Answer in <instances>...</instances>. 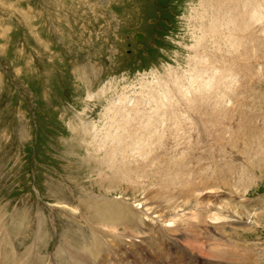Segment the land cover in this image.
Returning a JSON list of instances; mask_svg holds the SVG:
<instances>
[{
    "label": "rangeland",
    "instance_id": "rangeland-1",
    "mask_svg": "<svg viewBox=\"0 0 264 264\" xmlns=\"http://www.w3.org/2000/svg\"><path fill=\"white\" fill-rule=\"evenodd\" d=\"M253 2L257 3L255 29L260 50L250 51L248 58L236 52V42L235 49L228 47L222 52L209 42L205 60L211 59L210 66L195 71L193 62L199 58H195L191 47L197 41L192 38L189 25L199 0H0V225H3L0 226V257L1 252H5L10 253L9 258L15 256L25 262L31 251L33 264H41V260L45 261L43 264H78L73 258H80L78 262L82 264H264V149L258 150V154L247 144L251 137L244 136L245 121L240 117H224L221 128L213 121L208 123L206 137L213 159L208 160L204 169H199L204 171L210 164L207 169L216 168L218 172L221 164L234 163L239 170L253 159L261 163L259 168L249 171L254 178L246 198L236 201V205L247 202V216L235 213L241 211V207L235 210L223 205L233 218L226 221H211L204 214L197 218V211H203L205 205L213 202L221 209L222 201L234 202V198L222 196L214 200V196L206 193L201 205L195 199L186 201V197L176 198L171 203L167 201L168 194H160L157 187L111 181L104 175V178L99 176V172H114V179L119 175L120 159L99 153L96 161L86 164L82 157H86L87 150L80 152L75 139L78 117L97 123L99 130H103L106 121H101V114L109 106L108 99L111 103L117 102L118 97L124 95L132 103L139 99L155 101V105L164 96L165 89L169 91V87L177 85L172 78L175 73L186 85L181 96L185 104L190 98L186 97V89L198 93L201 84L212 93L204 92L197 98H211L218 90L217 98L222 102L219 108L225 103L227 108L243 106V110L251 112L255 127L264 128V100H261L263 103L258 100L264 97V0H242V5L247 13L252 10ZM231 10H222V13L227 14L226 18L232 16L237 23L241 11L234 17ZM234 23L232 25L237 27ZM137 36L139 40L135 39ZM225 65L226 73L221 74L224 80L218 88L215 85L216 80L219 82L218 70L222 71ZM252 69L256 75H249ZM201 75L206 76L201 79ZM188 80L198 84L192 86ZM104 89L108 99L98 100L95 96ZM85 112L87 116H82ZM201 116L199 111L198 119H202ZM188 121V125L193 124L192 119ZM222 127L228 129L220 138ZM199 130L203 132L201 123ZM199 136L205 142V135L199 133ZM134 154L141 159L139 154ZM157 154L166 160L160 150ZM107 160L108 168L104 164ZM90 199L109 200L106 202L117 203L118 208L126 204L133 212L140 213L141 234L134 226L124 231L91 224L89 210L83 209V204ZM145 214L159 226L152 224ZM253 214L262 219L255 221ZM171 221L174 222L170 225ZM229 222L234 223V232ZM144 228L147 230L143 231ZM172 229L177 231L171 235ZM149 231H156L155 236ZM92 232L99 237L98 249L91 246ZM187 233L208 238L212 247L220 236L227 239L229 246L214 249L204 243L201 254L194 253L177 240L179 235ZM156 236L160 243L154 241ZM144 239L152 240L150 244L147 242L151 247ZM13 261L9 259L8 264Z\"/></svg>",
    "mask_w": 264,
    "mask_h": 264
},
{
    "label": "bare ground",
    "instance_id": "bare-ground-1",
    "mask_svg": "<svg viewBox=\"0 0 264 264\" xmlns=\"http://www.w3.org/2000/svg\"><path fill=\"white\" fill-rule=\"evenodd\" d=\"M256 6H257V3L253 2L251 5L252 10L247 9L248 12L246 13V10L243 9L242 0H199L197 8L193 9L194 11H193L192 17H191L192 24L189 25L193 31L192 32V38L194 37V40L197 41V42H195V45L193 47H191V49H192V51H194L193 53L195 55V58H197V57L199 58L197 61L193 62V63H196L194 65L196 68H193V70L195 69V71L196 70L199 71V69H205V67H207L208 65L210 66L211 59H210V61L205 60V56H206L207 51H208L209 42H212L215 45H217V48L219 49V51L217 48H215L216 46L214 48L217 49L218 52L225 51L228 47H231V49H235L236 47L233 48V46L237 45L236 43H238V49H237L238 51H236V52L243 53L248 58H249L248 55H249L250 51L255 52V51L260 50L259 49L260 44H259V41L257 40L256 29H255V25H256L255 22L257 21L256 20L257 14L255 15V12L257 10L255 8ZM230 8L232 9L231 15H233L234 17L236 14H238V12L241 11L240 16L238 17L237 23L232 19V16L231 17L228 16L226 18L227 14L222 13L223 12L222 10L228 11V10H230ZM239 20H241V23L239 22ZM234 22L237 24V27L232 25V23H234ZM200 36H201V38H199ZM138 40H139V38H138ZM229 53H230V51H229ZM193 63L191 61V66L193 65ZM220 66H219V68H220ZM212 67H214V66H212ZM225 67H226V65L222 67V71L217 69L218 71H220L219 72L220 74L218 73V75L216 77V79L219 78V82L216 80V84H215L216 86H218V88L221 87L219 84H221V82L224 80V79H222L223 76L221 74L224 72L226 73V70H223ZM216 68H218V67H216ZM255 71H256V69H255ZM208 74L209 73H207L206 75H208ZM250 74L252 76H253V74L256 75V73L253 72V69H252V72L249 73V75ZM175 75H176V73H175ZM175 75L172 78L175 79L174 83H177V85L175 87H172V88L169 87V91H167L165 89V91H163L164 96H161L160 100L155 105L153 104L155 101L154 102L153 101L152 102L151 101L143 102V101H139V99H138L137 103H135V102L132 103L131 100L124 95L119 96L117 102L113 101L111 103L108 99V94H107L106 89L102 90L99 94H97L95 97L98 100L101 98H107L108 99V100L107 99L106 100L108 101L109 106H107V108L105 107L106 109L104 110L103 114H101L102 117L100 116L101 121L104 122V120H105L106 124L103 125L104 126L103 130H102V128L99 130L100 126H97L96 125L97 123L95 124L93 122L91 123V122L85 121L83 119V117H81V116L78 117L79 129L76 132V135H75L76 138L75 139L77 142H79V144H77V147L79 148L80 152L83 151L82 149H84V148L87 150L86 157H84L85 155L82 157L83 162L86 163L88 161H90V162H94V160L96 161V156L99 155V153L100 154L105 153L106 155H110L113 158H114V156L118 157L120 159V163L117 166L118 171H119V175H117L113 179L114 172H110L108 170V172H106V173H100L99 172V176L103 177V175H104V177H106L109 180L112 179L113 181H116V180L123 181L125 183L131 184V186L144 183V184H147V186H149L150 188L152 186L157 187L158 190L160 191V194H162V193L168 194L169 199H167V198L166 199H167V201H170L171 203L173 200H176V198L180 199V197H183V198L186 197L187 198L186 201H191V200L195 199L197 201L196 203L198 205L199 204L201 205L205 202V200L202 197H204V195L206 193L214 196V200L219 199L222 196H227L226 198H229V199H230V197L235 199L234 202H233V200L232 201L230 200L227 203L222 201L219 204V206H221L222 208L219 209L217 207L218 205L214 204V202L210 203L211 204V206H210L208 200L211 198H209L207 200V203L209 205H205V208L203 209V211H201V212L197 211V218L200 217V215L204 214L208 220L215 221V222L233 219L231 217L232 216L231 213L226 212L224 210L223 205H227L228 207L235 209V210L237 208L241 207V211H239L241 213H239L237 211H235V213H238L239 215L244 214L245 216H247V214H246V208L248 206V205H246L247 202L243 201V202H241V204L236 205V201H238L239 198H246L245 196L247 195L249 188H250V185L252 184L253 178H254V175L252 173H249V171L254 170L256 168H259L258 165L260 166L261 163L255 162V160L253 159L252 163L248 162L249 164H247L246 166H244L243 168H241L239 170H237L236 167L233 165L234 163L227 164L229 166H225L224 164L223 165L221 164L220 166L222 169L218 168V172H216V168H215V170H213L212 168L207 169L210 165V164H208V167L204 171H201L207 165L208 160L212 161V159H213V156L212 155L210 156V149H209V144L207 141L206 133H207V128H209L208 123L210 121H213L215 123L214 124L215 126L221 128V121L223 120L224 117H226V119L227 118L232 119L235 115L238 118L240 117L241 121H245V124L242 127V131H244V134H245L244 136L249 135L251 137L250 141L247 144L249 146H253V148L258 151L261 148L264 149V140H263L264 139V137H263L264 136V128L259 129V128L255 127V124L253 123L254 122L253 119L250 118V116H252L251 112H248L247 110H243L242 109L243 106H241L240 108H238V106L236 108H235V106H231L230 107L231 109H230V108H227L228 106H226V103H225L224 107L222 106L221 108H219L218 105L220 106L219 103L221 102V98H219V99L217 98L218 97V95H217L218 90H215V94L211 98H209V96H208V98H205V99L197 98L200 96L202 97L204 92H206V95H208L209 93H212L209 90L210 88L206 90L205 88H203V85H201V84L198 86V88H199L198 93L191 92L189 90L190 88H187V89L185 88L186 90H188V91H186L187 92L186 97L191 98V99L190 98L187 99L188 102L185 104L184 101L182 100L181 96L184 95L183 94V91H184L183 88L186 85L181 83V81H180L181 76L179 79L177 76L178 74L176 75L177 77ZM206 75H204V76H206ZM214 75H216V74H214ZM192 76H194V75H192ZM201 76H203V75H201ZM204 76L201 79H204ZM218 76H220V77H218ZM194 80H195V78H194ZM188 82H191V81L188 80ZM191 84L193 86L195 84V81H192ZM197 84H195V85H197ZM253 85H255V84H253ZM187 87H188V85H187ZM212 90H214V89H212ZM213 97H216V98H213ZM250 97H252V96H250ZM171 99L172 100L176 99V100L171 101ZM237 100L238 99L235 100V103L237 102ZM258 100H260V102L263 103L261 100H264V97L263 98L258 97ZM213 101H214V104L211 103ZM175 102H177V104ZM240 104H242V103H240ZM94 105H96V104H94ZM258 105H260V104H258ZM207 107L210 108L211 111H213V112H211ZM199 111H201V113H202V116H201L202 119H198L199 118ZM86 114H88V112H85L84 115H82V116H85ZM140 118H142V120L144 119L142 124H140V121H141ZM181 118H182V120H181ZM253 118H255V117H253ZM190 119H192L193 124L191 123L188 125V123H189L188 120H190ZM199 123H201L203 126V132H201L199 130ZM72 129H73V127H72ZM226 129H228V128L222 127L223 131L220 134V138L222 136L226 135V132H225ZM230 132H232V131H230ZM199 133L205 135V137H206L205 142L203 141L202 137L199 136ZM171 144H172V146H171ZM238 145H239V142H238ZM222 148H223V143H222ZM74 149H76V148H74ZM159 150L162 152L161 155L164 156L166 160L162 159L157 154V151H159ZM76 151H78V150H76ZM226 151L228 152L227 149H226ZM133 152L134 153L136 152L137 154H139L141 159L138 158L139 159L138 160L137 155L134 154ZM222 152L224 153L225 150L224 151L222 150ZM249 152H251V150H249ZM258 154H259V151H258ZM226 155H227V153H226ZM227 156H229V154ZM252 156H254V155H252ZM93 157H94V159H92ZM132 158H134L135 160L131 161ZM210 158H212V159H210ZM140 160H142V161H140ZM139 161H140V163L136 164V162H139ZM104 164L108 168L109 161L108 160L105 161ZM112 166L115 169L114 159L112 160ZM95 169L97 170V172L99 171L97 169V167H95ZM199 169H201V170H199ZM90 171L92 173V170H90ZM94 171L95 170H93V172ZM233 177H235V179L237 178V180L233 181L232 180V179H234ZM106 178H105V180L103 179V181H106ZM227 179L230 180L229 183L225 182V180H227ZM231 180H232V182H231ZM107 182H105V183H107ZM120 183H118V184H120ZM232 184H234V186ZM120 185H122V184H120ZM110 189H112V188H110ZM236 189H238L237 192L234 191ZM241 190H244L243 194L241 193ZM149 193H151V192H148V194ZM52 196H54V195H52ZM163 196H162V198L165 197V196L164 197ZM156 197H159V196H156ZM106 201H109V200H106ZM106 201H99L96 199H90V202L87 201L85 205L83 204V206H84L83 209L87 212L89 210V214H90L89 220H90L91 224H96V225L99 224L98 226L101 225L102 227H105V228L111 227V229H113V230L123 229L124 231L128 230V226H134V227H136L135 229L137 231H139V233L141 234V232H142L141 227H140L141 225L139 224L140 223V221H139L140 220V218H139L140 213L133 212L129 206H126V204L125 205L121 204L118 208L117 203H111V202H106ZM187 204H189V203H187ZM59 205H60V202H59ZM192 210H193V208H192ZM176 211H177V209H176ZM253 212H251V213H253ZM253 216L256 218L255 221H257V222L259 221V219H262L261 216H258L255 214H253ZM174 218L176 220V216H174ZM206 218H205L204 222L208 221V220H206ZM172 220H174V219H172ZM171 222H170V225L173 224L174 221L172 223ZM163 223H165V222H163ZM175 223H177V222L175 221ZM179 223H181V222H179ZM189 224H191V223H189ZM205 224H206V222H205ZM229 224L231 225L230 227H232V228L235 226L234 223L229 222ZM191 225H193V223ZM2 226H1V228H2ZM206 226H207V224H206ZM207 229H208V227H207ZM144 230H145V228L143 229V231ZM153 230H155V228ZM175 230L172 229V231H174V232H170L169 234L172 235V233H175ZM232 230L234 232L235 229L233 228ZM0 231H2V230H0ZM18 232H16V233L18 234ZM149 232H151V231H149ZM222 232H224V231H222ZM94 233H96V232H94ZM151 233H153V232H151ZM155 233H156V231H155ZM155 233H153L154 236H155ZM92 234H93V232H92ZM148 234H146V235L148 236ZM160 234L161 233H159V235ZM181 234H183V233H181ZM151 235L152 234H150L149 237H151ZM1 236H2V234H1ZM174 236H176V235L174 234ZM92 237L93 238H91L90 243L93 242V244L92 245L90 244V245L91 246H97V249H98V246L100 245L99 237H97V234H93ZM138 237L142 238L139 235H138ZM219 237L217 240H214L216 243L215 242L213 243V247L211 246L210 243H208V238L207 239H205V237L200 238V236L198 234L196 235V234L187 233L185 235H179V239L177 238V240H178V242L183 243L182 246L184 248H187L188 251L190 249L191 252H194V253L200 252V254H201V251L203 250L204 243H208V245L210 244V247L214 248V249L225 246L226 244H227L226 246H229L227 243L228 241H226L227 240L226 238L222 239ZM33 238H34V236H33ZM181 238L183 239V241H180ZM3 239H5V238H3ZM136 239H138V238H136ZM145 239H146V237H145ZM145 239H144V242H146L147 246L151 247V245H149L150 244L149 242H151L152 240L150 239L151 241L148 242V241H145ZM35 240H37V237H36V239H34V242H35ZM132 240H133V238H132ZM141 240H143V239H141ZM141 240H139V242ZM155 240H156V238L154 239V241ZM210 241H212V240H210ZM155 245L156 244H154V246ZM157 245H158V243H157ZM144 246H145V244H144ZM14 249L17 250L16 248H14ZM163 250H164V248H163ZM163 250H162V252H163ZM207 251H208V249H207ZM212 251L214 253L213 249H212ZM216 251H218V250H216ZM219 251H221V250L219 249ZM211 253L212 252H210V255H211ZM218 253H220V252H218ZM7 255L8 254H6L5 252L4 253L1 252L0 264H8L9 259L14 260L10 264H22V262H23V264H33V261L31 260V258H33V260H34V253L31 251H30V253H28L29 257H28V259H26L25 262L23 261V259H20L19 257L15 258V256H13L12 258H9L10 253L8 256ZM210 255H207V256L210 257ZM19 256H20V254H19ZM81 256H83V255H81ZM218 256H219V254L217 255V257ZM213 257H214V255H213ZM213 257H211V258H213ZM219 257L221 259V256H219ZM79 260L81 261L80 258H73V262H77L78 264H82L81 262H78ZM207 260H209V259H207ZM41 262H42L41 264L45 263L44 260H41Z\"/></svg>",
    "mask_w": 264,
    "mask_h": 264
},
{
    "label": "water",
    "instance_id": "water-1",
    "mask_svg": "<svg viewBox=\"0 0 264 264\" xmlns=\"http://www.w3.org/2000/svg\"><path fill=\"white\" fill-rule=\"evenodd\" d=\"M135 39H137V40H138V36H137V37H135Z\"/></svg>",
    "mask_w": 264,
    "mask_h": 264
}]
</instances>
